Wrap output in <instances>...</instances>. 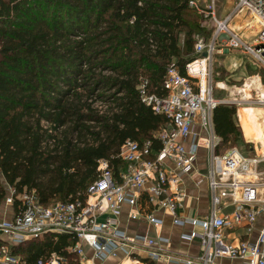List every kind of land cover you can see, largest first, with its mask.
I'll return each mask as SVG.
<instances>
[{"label": "trees", "instance_id": "16d2710c", "mask_svg": "<svg viewBox=\"0 0 264 264\" xmlns=\"http://www.w3.org/2000/svg\"><path fill=\"white\" fill-rule=\"evenodd\" d=\"M190 1L0 0V176L6 184L18 193L36 190L46 206L85 201L100 161L113 159L117 170L126 141L142 144L167 126L164 115L140 102L137 87L146 77L164 94L172 61L185 75L196 36H213ZM236 117L235 105L214 110L217 154L243 143ZM5 197L0 181V203ZM74 241L47 237L13 252L34 264L65 255Z\"/></svg>", "mask_w": 264, "mask_h": 264}, {"label": "built area", "instance_id": "2783aa9c", "mask_svg": "<svg viewBox=\"0 0 264 264\" xmlns=\"http://www.w3.org/2000/svg\"><path fill=\"white\" fill-rule=\"evenodd\" d=\"M216 5L217 0L190 1V7L204 18V27L214 32L209 41L197 37L195 59L186 65L185 75L172 61L166 70L162 95L152 90L148 78L139 79L140 102L155 115H164L167 126L142 144L126 141L118 154L124 166L117 170L112 166L113 159L100 161L99 176L88 188L85 201L76 198L46 206L36 190L18 193L8 185L4 202L15 214L0 222V239H9V244H0V264H29L13 252V247L47 237L57 240L67 236L75 241L64 250L65 255L52 253L34 264H99L118 257L119 252L131 254L138 242L147 247L160 243L169 247L170 241L161 236L131 238L121 231L120 218L126 210L129 220L156 229L164 223L156 216L160 211L169 212L174 225H190L192 231L183 234L182 239L200 241L201 264H218L223 258L264 264V223L255 241L234 244L226 234L244 226L250 235L264 212L259 206L264 202L259 198L264 189V171L259 166L264 158L246 157L237 148L217 154L221 139L215 132L214 110L219 105H235L237 100L214 98L212 83L217 54L237 51L252 57L259 63L257 67L264 69V0H237L233 10L222 19L216 15ZM245 12L248 20L237 28L232 21L240 14L246 17ZM235 28L242 32L252 28L253 35L244 40ZM254 100L264 106L263 97L256 95ZM195 173L203 174L208 181L212 195L210 212L203 217H180L178 213L184 210L188 198L184 180ZM230 205L236 206L233 213H221ZM150 256L158 260L161 252Z\"/></svg>", "mask_w": 264, "mask_h": 264}, {"label": "crops", "instance_id": "0c3cea01", "mask_svg": "<svg viewBox=\"0 0 264 264\" xmlns=\"http://www.w3.org/2000/svg\"><path fill=\"white\" fill-rule=\"evenodd\" d=\"M236 27L239 28V26ZM256 77H258L257 79L260 80V83H262L260 76ZM222 85L223 84H220V86ZM240 108L237 114L240 123H237L241 127L243 140L246 143L254 144L258 149V152L260 151V153H264V121H257V118H259L257 117V115H259V108ZM247 152L249 153H247V157L249 158L256 157L257 155L251 151ZM204 178L205 177L203 174L195 173L184 180L188 198L185 203L184 210H180L178 213L180 217H203L209 214L212 195L209 189L208 181L206 178ZM0 181L4 186L7 195L8 185L1 176ZM198 181H202L200 186L196 185ZM259 198L264 201V189L261 190ZM4 200L0 203V222L5 219H12L15 214L14 209L6 205ZM259 206L264 208V202L260 203ZM235 208L236 206L233 205L227 206L226 208L221 209V213H233ZM156 216L164 221L163 226L158 229L149 224H142L137 221L129 220L126 210L120 218L119 229L125 232L131 238L147 237L149 239H155L157 236H161L170 241L169 247L163 243H160L157 246L154 245L152 247H147L141 242H138L134 244L137 247L134 252L129 254L130 256L119 252L118 257L109 258L103 262L99 261V264H201L202 247L200 241H187L182 239V235L189 234L193 228L190 225H174L173 216L167 211L157 212ZM263 223L264 212L259 216L255 229L250 235L247 233L245 227L241 226L235 230L226 232L228 241L234 244H238L244 240L255 241ZM7 243L9 244V239L5 236H2L0 239V244ZM31 244H23V247L26 248V251L30 246H32ZM154 252H161V256L158 260L150 256V254ZM88 254L91 255V252L88 251ZM218 264L246 263L241 260L223 258L218 260Z\"/></svg>", "mask_w": 264, "mask_h": 264}, {"label": "rangeland", "instance_id": "374dc122", "mask_svg": "<svg viewBox=\"0 0 264 264\" xmlns=\"http://www.w3.org/2000/svg\"><path fill=\"white\" fill-rule=\"evenodd\" d=\"M202 4L205 5L203 2ZM236 4H237V0H217V5H216L217 17L220 19L225 17L230 11L233 10ZM245 15L246 17H244L243 14L237 15L232 21V24H235L236 26H240V23L243 20H248V16L246 12H245ZM247 29L248 28H246L245 32H242V31H239L237 28H235V31H237L245 40L246 36L253 35L252 28L250 31H248ZM197 37L204 38L207 41L210 40V38L204 35H198L196 36V39ZM181 39L183 43V40H184L183 35ZM258 65L259 63L254 61L252 57L245 56L241 53H238L237 51L232 52L230 54H226V53L217 54L214 58V64H213V69H212V83L214 85V92H213L214 98L226 99V100L236 99L237 104H235V107H237V114H238V110L240 107L259 108V113H258L259 115H257V117L259 118H257V121L263 122L264 121V108H263L264 106H260L254 100L256 99V95L264 93V69L258 68L257 67ZM256 76H260L262 83H260V80H258L257 79L258 77ZM220 84H223V85L220 86ZM247 84L253 85L252 89H250V93H249L250 96H246L244 93H242L240 95H237L236 98H234L233 95L234 93H236L235 90L240 89L241 91H243L244 87ZM218 87L222 88L223 90L219 89ZM252 92H257V93L255 94ZM248 97L251 99H249ZM224 105H227V104H224ZM104 107L105 108L101 110L103 112L106 111V106ZM236 118H237V122H239L238 116ZM246 144H249V145H246ZM251 146H253L254 150L252 152H254L255 155L257 154L256 155L257 158H264V153H260V151L258 152V149L252 143H246L243 140V143L240 142L237 145H235V147L239 149V151L246 157L248 153L247 150H249ZM228 147L230 146H227V148ZM227 151H224L223 149L220 155H224ZM204 164L205 163H203L202 161L203 169H204ZM259 170L264 171V162L259 166Z\"/></svg>", "mask_w": 264, "mask_h": 264}, {"label": "bare ground", "instance_id": "6f19581e", "mask_svg": "<svg viewBox=\"0 0 264 264\" xmlns=\"http://www.w3.org/2000/svg\"><path fill=\"white\" fill-rule=\"evenodd\" d=\"M257 82V81H256ZM253 85L251 84H247L245 87H244V90L241 91L240 89H237L235 90L236 93H234V97H236L237 95H240L242 93H244L246 96H250V89H252ZM259 97H263L264 98V93H261L259 94ZM249 98V97H248ZM247 99V98H246ZM233 100H236V99H233ZM242 101V100H241Z\"/></svg>", "mask_w": 264, "mask_h": 264}, {"label": "water", "instance_id": "95a60500", "mask_svg": "<svg viewBox=\"0 0 264 264\" xmlns=\"http://www.w3.org/2000/svg\"><path fill=\"white\" fill-rule=\"evenodd\" d=\"M206 56V54H204V57Z\"/></svg>", "mask_w": 264, "mask_h": 264}]
</instances>
